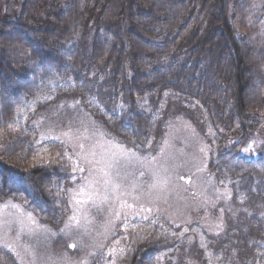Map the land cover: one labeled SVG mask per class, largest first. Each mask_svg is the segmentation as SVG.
<instances>
[{
  "label": "trees",
  "instance_id": "1",
  "mask_svg": "<svg viewBox=\"0 0 264 264\" xmlns=\"http://www.w3.org/2000/svg\"><path fill=\"white\" fill-rule=\"evenodd\" d=\"M3 6L0 202L13 198L59 230L70 212L73 165L64 143L41 136L46 122H65L68 112L85 115L144 148L165 134L166 111L183 108L209 135L208 168L218 183L236 181L237 218L224 233H198L193 243L160 217L129 221L115 249L91 264H164L165 253L188 257L191 246L204 264H264V154L239 153L264 120V0H4ZM244 206L249 211L238 210ZM65 241L59 236L53 247ZM0 264L19 263L0 249Z\"/></svg>",
  "mask_w": 264,
  "mask_h": 264
},
{
  "label": "rangeland",
  "instance_id": "2",
  "mask_svg": "<svg viewBox=\"0 0 264 264\" xmlns=\"http://www.w3.org/2000/svg\"><path fill=\"white\" fill-rule=\"evenodd\" d=\"M68 116L65 122H46L41 131L43 139L64 143L73 165L70 212L62 227L55 230L44 224L13 198L0 202V249L10 251L19 264H91L105 249H115L119 230L134 220L160 217L181 227L191 243L198 233L216 236L231 228L230 218L238 215L236 181L219 184L209 170L212 144L193 111L188 116L183 108L168 109L165 134L144 148L110 134L93 118L70 112ZM255 133L239 150L250 159L264 154V120ZM236 142L232 139L228 145ZM238 210L249 211L245 206ZM59 236L65 243L53 247ZM186 250L190 255L184 258L165 253L162 263L181 264L186 259L204 264L192 246Z\"/></svg>",
  "mask_w": 264,
  "mask_h": 264
}]
</instances>
